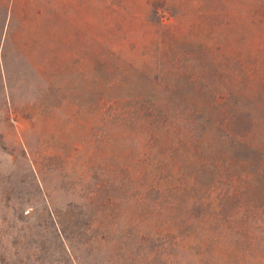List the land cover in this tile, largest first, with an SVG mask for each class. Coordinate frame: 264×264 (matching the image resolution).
<instances>
[{
	"label": "rangeland",
	"instance_id": "obj_1",
	"mask_svg": "<svg viewBox=\"0 0 264 264\" xmlns=\"http://www.w3.org/2000/svg\"><path fill=\"white\" fill-rule=\"evenodd\" d=\"M263 171L264 0H0V264H264Z\"/></svg>",
	"mask_w": 264,
	"mask_h": 264
},
{
	"label": "trees",
	"instance_id": "obj_2",
	"mask_svg": "<svg viewBox=\"0 0 264 264\" xmlns=\"http://www.w3.org/2000/svg\"><path fill=\"white\" fill-rule=\"evenodd\" d=\"M152 108H153V110H156V106H153V105H152ZM262 175H264V171L261 172V174H259V175L256 176V177H258V178H262V177H263Z\"/></svg>",
	"mask_w": 264,
	"mask_h": 264
}]
</instances>
